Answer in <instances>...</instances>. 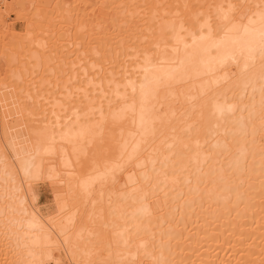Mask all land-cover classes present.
Returning a JSON list of instances; mask_svg holds the SVG:
<instances>
[{
  "label": "bare ground",
  "instance_id": "bare-ground-1",
  "mask_svg": "<svg viewBox=\"0 0 264 264\" xmlns=\"http://www.w3.org/2000/svg\"><path fill=\"white\" fill-rule=\"evenodd\" d=\"M0 264H264V0H0Z\"/></svg>",
  "mask_w": 264,
  "mask_h": 264
},
{
  "label": "rangeland",
  "instance_id": "rangeland-1",
  "mask_svg": "<svg viewBox=\"0 0 264 264\" xmlns=\"http://www.w3.org/2000/svg\"><path fill=\"white\" fill-rule=\"evenodd\" d=\"M10 20V21H9ZM12 20V21H11ZM8 22H12L10 23L15 29H18L21 25V23L17 20L14 19V15H11L9 19H7ZM14 21V22H13ZM17 27V28H16ZM50 191L48 190L47 187L42 186L40 188V197H41V201L44 202V200H48L50 197Z\"/></svg>",
  "mask_w": 264,
  "mask_h": 264
}]
</instances>
